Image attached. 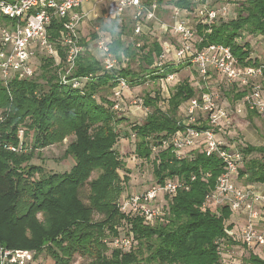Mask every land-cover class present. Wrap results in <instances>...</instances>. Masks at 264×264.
Here are the masks:
<instances>
[{
    "label": "trees",
    "instance_id": "16d2710c",
    "mask_svg": "<svg viewBox=\"0 0 264 264\" xmlns=\"http://www.w3.org/2000/svg\"><path fill=\"white\" fill-rule=\"evenodd\" d=\"M158 3L180 9L192 7L189 0ZM160 11L169 12L162 8ZM234 14V18L214 24L209 32L199 27L200 48L210 44L229 47L240 65L256 67L260 60L252 57L247 43H237L236 39L243 32L264 37V0L235 2ZM124 17L127 19L122 21L116 17L96 21L99 30L111 37L110 52L119 62L125 61V67L117 73H101L100 65L84 52L77 59L73 76L94 78L85 82L81 90H73L59 85L54 60L41 56L36 60L33 78L13 80L8 89L0 84V247L37 254L44 244H52L57 250L49 253L54 264H70L76 253L93 258L90 264L224 263L226 246L238 243L242 246L238 251L246 247L234 233L229 234L233 213L228 207L203 208L206 194L214 189L223 171L221 161L199 150L177 159L168 147L157 154L150 149L151 140L166 138L182 129L178 111L196 96L187 80L172 87L163 106L159 104V89L153 96L146 93L142 104L147 114L125 133L126 137H134L136 158L151 162L156 185L177 180L187 189L179 188L161 206L163 215L152 224L119 210L118 203L129 180L125 162L115 150L119 139L117 126L122 118H118L112 110L113 102L102 97L101 92L116 85L112 82L116 75L125 78L132 88L142 85L144 76L152 73L153 54L161 51L150 36L139 38L138 48L123 39L132 35L130 17ZM60 28V21L53 19L48 30L52 41ZM83 36L82 44L97 37L90 31ZM180 69L167 66L162 75L151 76L150 80L158 81ZM40 79L46 81V90ZM236 90L231 91L233 100L244 96V92ZM68 137H73L64 152L73 160L68 171L47 174L42 167L31 164L36 152L59 145ZM241 152L244 161L237 179L243 184L264 183V145H245ZM252 154L260 158H248ZM119 171H124V176ZM93 173L96 178L89 180ZM205 174L209 175L207 179H203ZM85 189L87 203L81 199ZM94 213L103 219L93 221ZM122 231L124 237L132 238L125 250L109 244L111 239L122 236ZM247 251L243 264H264V249L255 250L259 251L256 254Z\"/></svg>",
    "mask_w": 264,
    "mask_h": 264
},
{
    "label": "built area",
    "instance_id": "2783aa9c",
    "mask_svg": "<svg viewBox=\"0 0 264 264\" xmlns=\"http://www.w3.org/2000/svg\"><path fill=\"white\" fill-rule=\"evenodd\" d=\"M87 1L0 0V84L8 89L13 80L33 78L37 69L36 60L41 56L54 60L58 68L59 85L73 90H81L85 82L94 78L93 75L73 76L77 59L84 52L100 65L101 73H117L125 67V61L119 62L110 52V35L95 25L90 29L97 37L82 44L84 36L81 25L87 27L100 18L107 21L111 17L121 19L128 15L132 23V35L123 39L138 48L141 45L139 38L153 36L161 48L158 55L153 54L150 66L152 73L144 76L145 82L151 76L162 75L167 66H188L203 83L199 94L180 107L186 115V121L180 122L182 129L166 138L151 140L152 153L157 154L168 147L177 159L197 150L206 156L218 158L223 171L216 179L214 189L206 194L203 208L226 206L233 214L243 216L237 240L250 251L263 250L264 183L237 182L244 157L237 147H233L235 142L227 145L222 135L230 126V115L247 111L264 116V56L256 67L242 66L229 47L210 44L200 48L199 27L209 32L227 13L225 6L213 5V0H189L192 4L190 9L160 5L158 0H94L89 11H79ZM161 8L169 11L172 19L170 24L161 19ZM232 15L234 18V13ZM53 19L60 21L61 28L52 41L48 30ZM241 37L242 34L237 38V43H241ZM174 75L168 74L156 81L160 86L162 101L159 104L162 106L170 96L171 89L168 86L174 80ZM215 75L220 76L227 85L244 92L235 106H231L228 101L218 104L215 95L208 90L206 85ZM112 82L116 84L112 88L114 99L111 100L112 110L116 112L126 107L123 94L132 87L125 78L117 75ZM142 102L139 98L132 103L138 104L141 110ZM142 113L146 115L147 109ZM203 125L205 127L201 128ZM21 135L22 132H19V138ZM8 150L16 151L13 147H8ZM208 176L205 174L203 179ZM194 179L192 176L191 181ZM183 187L185 185L180 181L167 180L162 185H154L149 190L126 196L118 203V207L121 212L140 216L144 222L152 224L163 215L161 206ZM131 243L130 236H119L109 241L112 247L122 250ZM29 258L27 251L0 248V264H26Z\"/></svg>",
    "mask_w": 264,
    "mask_h": 264
},
{
    "label": "rangeland",
    "instance_id": "374dc122",
    "mask_svg": "<svg viewBox=\"0 0 264 264\" xmlns=\"http://www.w3.org/2000/svg\"><path fill=\"white\" fill-rule=\"evenodd\" d=\"M235 2H242V0H215L213 1V4L218 6L217 3L220 6L226 7V16L222 18L220 22H226L229 19L233 17L232 13L235 11ZM235 15V14H234ZM127 18H122V20H126ZM161 19L165 21L166 23L170 24L172 19L170 14H163ZM97 22L93 21L89 24L88 30H90V33H92L93 26L97 25ZM155 28L154 30H156ZM150 38H154L153 36H150ZM237 40V39H236ZM241 43H247L252 51V57H256L257 59L261 60L264 55V37L263 36H252L247 32L242 33L241 37ZM133 67H136V63H132ZM39 73H37V77H39ZM184 80H187L190 85L194 88L196 91V95L199 94L201 91L200 88H203L202 82L199 81V78L197 74L194 72V70L191 67L183 66L182 69H180L178 72L174 75V80L170 82L169 88L172 89L173 86H175L177 83L182 82ZM39 82L41 85H43V89L46 90L47 85L46 81L44 79H40ZM208 87V90L212 92L216 99L218 104H224L227 101L231 104V106H235L238 100H233V96L231 94V91L233 89H238L235 86H229L227 83L218 75H215L213 78L209 80V82L206 85ZM159 85L156 81L148 80L147 82H144L142 85L138 87L129 88L128 91H125L123 94V102L125 103L126 107H122L119 110H116V114L118 118H122L121 123L117 126V132L119 133V139L117 140L115 144V150L119 154V156L123 159L125 162V168L129 171L128 174V182L126 183V191L123 193V196L120 198H124L127 195H130L131 193H138L143 192L146 190L151 189L154 185H156V182L152 175V167L151 162H142L136 156L134 155V137L133 135L129 134V137L125 136V133H129L130 126L135 123H141L144 119L145 115L142 113L144 112L145 107H140L141 110L138 108V104L134 105L132 102L137 101L139 98H143V96L146 93H150L151 95L158 91ZM236 92H240L236 90ZM235 93V91H234ZM101 96L104 98H107L108 100L114 99L112 89H105L101 92ZM96 99L99 101L98 96H96ZM148 111V110H147ZM0 117H1V111H0ZM178 119L180 122L186 121V115L182 108L179 109ZM232 119H230L231 123L230 126L225 131V134L222 135V140L227 145L232 143L233 141L235 144H233V147H237L238 150L242 151L245 145H251V146H261L264 145V116H259L257 114H251L247 111L243 112L240 115H230ZM73 137H68L62 141L59 145H53L47 148H44L40 150L39 152L35 153V158L31 161L32 165L40 166L44 169L45 173H63L68 171L71 166L73 165V160L70 156H65L64 152L67 147V145L72 141ZM242 143V144H240ZM257 157L260 158L257 154H252L248 158ZM119 175L122 177L124 176V171H119ZM38 176V175H37ZM97 174L93 173L89 180H92L96 178ZM237 182L239 184H243L242 180L237 179ZM86 193H88V189H85L83 196L81 197L82 201L84 203H87V200L85 198ZM81 196V195H80ZM40 219V217H38ZM93 221H100L103 219L102 216H100L97 213H94L92 215ZM121 229V227L119 228ZM121 231V230H120ZM124 231L119 233V235L122 234ZM30 235V234H27ZM230 245V244H228ZM233 246V245H232ZM226 252L228 250L237 252L235 250H232V248H229V246H226ZM3 248V247H0ZM49 249V250H48ZM244 249V248H243ZM241 249L239 254L238 252L235 254H232L228 258L225 259L226 264L229 262L235 261L234 263L237 264H243V258L246 257L247 249L244 250ZM57 251L54 245L44 244V246L40 249V251L35 254L31 251H27L30 254V258L27 260L26 264H54V260H52L50 256V252ZM259 252V251H256ZM254 253V251L252 252ZM93 258L86 254L82 253H76L73 255L71 263L70 264H90ZM224 262V263H225Z\"/></svg>",
    "mask_w": 264,
    "mask_h": 264
},
{
    "label": "crops",
    "instance_id": "0c3cea01",
    "mask_svg": "<svg viewBox=\"0 0 264 264\" xmlns=\"http://www.w3.org/2000/svg\"><path fill=\"white\" fill-rule=\"evenodd\" d=\"M214 2H215V0H213ZM94 3V0H88L86 3H84V5L80 8V10L79 11H82V12H87V11H89L90 10V8L92 7V4ZM214 5V4H213ZM217 5L219 6V4L217 3ZM234 13V12H233ZM88 27H86V25H81V32H82V34L83 35H86V34H88ZM264 56V55H263ZM260 59V58H259ZM223 134H225V132L223 133ZM134 151V150H133ZM131 194H133V193H131ZM130 194V195H131ZM123 196V195H122ZM121 196V197H122ZM128 196V195H127ZM126 197V196H125ZM124 197V198H125ZM123 199V198H122ZM121 199V200H122ZM120 200V201H121ZM229 223H233V228L231 229V236H233V234L232 233H234V235L236 236V239H237V233H238V231H239V229H240V227H241V225H242V223H243V216H241V215H239V214H233L232 215V217H231V220H230V222ZM235 238V237H234ZM237 242V241H236ZM242 246L241 245H239L238 243L237 244H233V246L232 245H230V248H232V250H235V251H237L238 250V248H241ZM237 249V250H236ZM238 252V251H237ZM237 252H234V251H230V250H228L227 252H226V257L227 258H229L232 254H235L236 255V253ZM239 254H241V252L239 251L238 252ZM254 253L256 254V252L254 251ZM235 261H233V263L232 262H228L229 264H237V263H234Z\"/></svg>",
    "mask_w": 264,
    "mask_h": 264
}]
</instances>
